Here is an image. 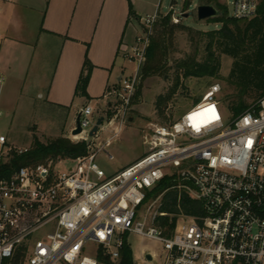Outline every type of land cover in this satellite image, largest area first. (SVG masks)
Masks as SVG:
<instances>
[{
  "label": "built area",
  "instance_id": "obj_1",
  "mask_svg": "<svg viewBox=\"0 0 264 264\" xmlns=\"http://www.w3.org/2000/svg\"><path fill=\"white\" fill-rule=\"evenodd\" d=\"M9 1L0 0V5ZM217 1L226 10L230 5L228 17L236 21L254 17L259 4ZM185 13L188 10L171 6L165 16L178 25ZM159 17L156 8L141 20L142 36L128 57L134 72L120 77L109 126L119 120L120 127L126 120ZM219 94L220 86L214 84L172 124H150L143 156L108 175L96 164V154L104 151L107 160H113L104 147L120 128L105 146L94 148L107 127L103 123L89 137L95 124L89 106L78 113L81 133L72 136L87 144L84 157L15 168L12 156L29 148L15 147L0 136V264H10L20 251L21 264H99V249L116 261L123 235L129 233L162 245L163 256L146 252L143 264H264V97L226 122L222 112L228 110ZM63 162L70 166L61 167ZM165 177L172 182L165 192L182 193L202 205L196 216H176L168 235L155 226L156 219L165 216L154 210L165 192L145 203L148 192ZM90 245L95 246L92 255L87 253Z\"/></svg>",
  "mask_w": 264,
  "mask_h": 264
},
{
  "label": "rangeland",
  "instance_id": "obj_2",
  "mask_svg": "<svg viewBox=\"0 0 264 264\" xmlns=\"http://www.w3.org/2000/svg\"><path fill=\"white\" fill-rule=\"evenodd\" d=\"M140 2L145 9V12L140 14L141 18L144 19L147 15L151 16L154 14L156 6L158 14L161 16L167 15L171 6L175 7L176 10H180L185 0H161L160 2L158 0H140ZM202 2L203 0H189L188 13H191V15L181 21V24L185 25L189 31L175 33L173 43L169 46L168 68H173L176 62L187 57H192L195 54L193 41L196 40L192 31L206 32L220 28V25L208 20L199 22L196 19L195 9ZM0 7L2 12L3 6L0 5ZM227 13H231L230 5L227 6ZM31 24V27L34 28L33 20H31ZM133 24L135 28H138V37L142 36L140 24L138 25L136 21ZM153 33L154 26L147 47L150 45ZM14 50L15 48L10 45L8 51L6 50L5 57L0 59V111L2 112V116L0 117V135L5 136L8 144L22 148H30L33 137L43 144L59 138L69 140L71 143H77V141L72 139L68 128H64L65 121L67 115V122L73 121L77 111L82 109L84 105H88L86 104L87 101H75L69 114L62 109L45 103L40 98V94L42 93H39L40 90L37 84V80L42 79L38 77V73L39 76L42 75L41 72H38L34 66V68L28 67V56L26 60L18 56L15 58L16 53ZM196 57L197 60H200L202 54L200 53ZM145 62L146 56H144L139 68L134 93L123 125L119 127V120L114 121L111 126L107 125L108 121L111 122L115 113L114 111L117 108L115 93L120 90V85L117 84L116 80L113 79L111 81L109 85L110 90L107 91L103 100L91 104L93 111L90 117L91 121L95 123L98 118L103 117V123L107 127V130L99 133L98 139L94 143V148H97L99 145L105 146V141L110 139L111 133L115 131V128H120L117 136L110 139L109 144L104 147L105 151L112 155L113 160L108 161L104 151H99L96 154V164L107 175L126 168L143 156L146 149L143 144L144 136L150 124H172L195 106L194 100L201 99L214 84H219L220 86L219 98L221 100L224 96L232 93L231 89L222 80L228 76L232 61L228 57L221 56L219 71L221 79L207 77L182 79V87L176 91L165 109V118H159L154 109L155 100L158 96L166 94L172 84L173 75L172 71H170L163 76H153L141 80L140 72ZM114 71L119 72L121 77L129 76L134 72V65L121 57L117 60ZM222 116L226 122L232 120V115L228 111H223ZM131 117L133 118L132 121L130 120ZM69 166L70 163L68 162L61 164V167ZM59 170L61 171L62 168H59ZM154 208V210L159 211V203ZM141 210L144 211V208L142 207ZM123 238L131 250L134 264H143V254L146 252L152 253L157 257H162L164 254L162 245L154 240L142 238L132 233L124 234ZM94 250L95 246L90 245L88 246L87 253L92 255Z\"/></svg>",
  "mask_w": 264,
  "mask_h": 264
},
{
  "label": "trees",
  "instance_id": "obj_3",
  "mask_svg": "<svg viewBox=\"0 0 264 264\" xmlns=\"http://www.w3.org/2000/svg\"><path fill=\"white\" fill-rule=\"evenodd\" d=\"M202 5H210L218 10L219 16L208 21L220 25V28L206 32L192 31L196 40L193 41L195 54L176 62L173 68H168L167 64L169 46L173 43L175 33L189 29L181 23L173 25L169 16H161L155 22L140 77L144 80L153 76H163L172 71L170 88L165 95H160L155 100L154 109L159 118H165V109L176 91L182 87V79L201 77L221 79L219 77L221 56L232 61L228 76L222 79L232 93L224 96L221 101L233 117L264 97V0L259 2L254 17L242 21L229 18L226 8L217 0H203ZM188 8L189 0H185L182 9L186 11ZM129 13H132L131 8ZM199 50L202 57L197 60ZM91 70L92 66L85 60L75 88L76 97L89 99L86 89ZM194 102L196 105L200 99H195ZM87 154L88 148L84 142L71 143L69 140L59 138L43 144L33 137L32 144L25 154L12 156L11 165L17 168L34 164H54L58 160L76 159ZM171 184V178L165 177L148 192L145 203L163 194ZM161 200L159 213L165 216L158 217L155 226L166 235L175 226L176 216H196L201 213V203L190 200L176 191L165 192ZM97 259L99 264H134L125 239L116 261H111L102 249L98 250ZM22 261L20 251L10 264H21Z\"/></svg>",
  "mask_w": 264,
  "mask_h": 264
},
{
  "label": "crops",
  "instance_id": "obj_4",
  "mask_svg": "<svg viewBox=\"0 0 264 264\" xmlns=\"http://www.w3.org/2000/svg\"><path fill=\"white\" fill-rule=\"evenodd\" d=\"M1 5L0 59L10 45L15 58L28 56V67L42 74L37 80L40 98L67 114L75 101L91 107L105 98L113 79L119 83L117 60L129 61L138 38L133 23L142 27L140 14L145 12L140 0H11ZM85 60L92 66L88 100L75 96ZM80 110L70 123L67 115L64 128L70 135Z\"/></svg>",
  "mask_w": 264,
  "mask_h": 264
},
{
  "label": "water",
  "instance_id": "obj_5",
  "mask_svg": "<svg viewBox=\"0 0 264 264\" xmlns=\"http://www.w3.org/2000/svg\"><path fill=\"white\" fill-rule=\"evenodd\" d=\"M195 14H196V19L199 22L213 19L219 16V12L216 8L210 5H202V4L196 8ZM190 15L191 13H185L183 14V18L187 19ZM103 122H104L103 117H100L96 120L93 128L89 133V137L94 136V134L97 132L98 128L103 124ZM80 133H81V127L79 125V115H78L75 119V128L72 130L71 135L78 136ZM146 259L147 261H150L151 260L150 255H146Z\"/></svg>",
  "mask_w": 264,
  "mask_h": 264
}]
</instances>
